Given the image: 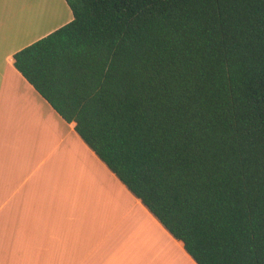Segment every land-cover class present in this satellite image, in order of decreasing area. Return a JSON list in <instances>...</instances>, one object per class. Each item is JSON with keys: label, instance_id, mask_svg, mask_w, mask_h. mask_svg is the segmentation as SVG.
Listing matches in <instances>:
<instances>
[{"label": "trees", "instance_id": "1", "mask_svg": "<svg viewBox=\"0 0 264 264\" xmlns=\"http://www.w3.org/2000/svg\"><path fill=\"white\" fill-rule=\"evenodd\" d=\"M17 70L198 264H264V0H66Z\"/></svg>", "mask_w": 264, "mask_h": 264}, {"label": "crops", "instance_id": "2", "mask_svg": "<svg viewBox=\"0 0 264 264\" xmlns=\"http://www.w3.org/2000/svg\"><path fill=\"white\" fill-rule=\"evenodd\" d=\"M51 3L0 0V264H198L15 67L73 19Z\"/></svg>", "mask_w": 264, "mask_h": 264}, {"label": "rangeland", "instance_id": "3", "mask_svg": "<svg viewBox=\"0 0 264 264\" xmlns=\"http://www.w3.org/2000/svg\"><path fill=\"white\" fill-rule=\"evenodd\" d=\"M34 2L35 1H39V0H33ZM45 4H46V7L47 9L49 10V8L51 7V0H45ZM36 7V6H35ZM35 7H27V8H24L22 10H19V15H22V17L24 18H27V19H31V21L33 23H37L40 21L39 17L41 16V9L39 8H35ZM44 12V11H43ZM47 12V11H46Z\"/></svg>", "mask_w": 264, "mask_h": 264}]
</instances>
